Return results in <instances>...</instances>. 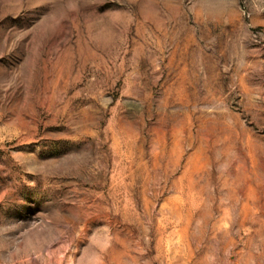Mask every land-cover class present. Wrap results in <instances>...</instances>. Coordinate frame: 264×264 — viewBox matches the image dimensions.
<instances>
[{"label":"rangeland","instance_id":"obj_1","mask_svg":"<svg viewBox=\"0 0 264 264\" xmlns=\"http://www.w3.org/2000/svg\"><path fill=\"white\" fill-rule=\"evenodd\" d=\"M0 264H264V0H0Z\"/></svg>","mask_w":264,"mask_h":264}]
</instances>
